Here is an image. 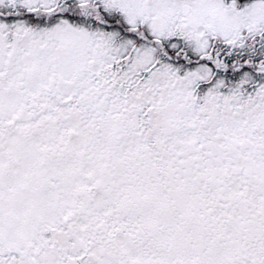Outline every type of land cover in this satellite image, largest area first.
I'll return each mask as SVG.
<instances>
[{"label": "snow or ice", "instance_id": "6c2138e0", "mask_svg": "<svg viewBox=\"0 0 264 264\" xmlns=\"http://www.w3.org/2000/svg\"><path fill=\"white\" fill-rule=\"evenodd\" d=\"M0 264H264V0H0Z\"/></svg>", "mask_w": 264, "mask_h": 264}]
</instances>
